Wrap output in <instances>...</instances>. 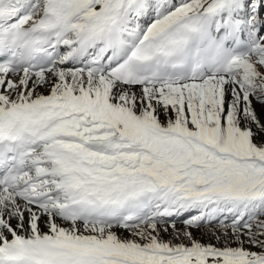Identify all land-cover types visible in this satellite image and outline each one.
Segmentation results:
<instances>
[{
	"label": "snow or ice",
	"instance_id": "snow-or-ice-1",
	"mask_svg": "<svg viewBox=\"0 0 264 264\" xmlns=\"http://www.w3.org/2000/svg\"><path fill=\"white\" fill-rule=\"evenodd\" d=\"M0 264H264V0H0Z\"/></svg>",
	"mask_w": 264,
	"mask_h": 264
}]
</instances>
